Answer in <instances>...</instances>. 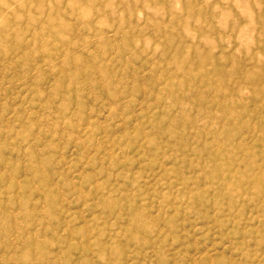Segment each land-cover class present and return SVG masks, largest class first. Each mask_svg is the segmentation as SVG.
Segmentation results:
<instances>
[{
	"label": "rangeland",
	"instance_id": "374dc122",
	"mask_svg": "<svg viewBox=\"0 0 264 264\" xmlns=\"http://www.w3.org/2000/svg\"><path fill=\"white\" fill-rule=\"evenodd\" d=\"M0 264H264V0H0Z\"/></svg>",
	"mask_w": 264,
	"mask_h": 264
}]
</instances>
